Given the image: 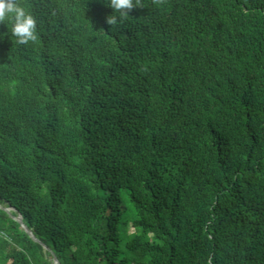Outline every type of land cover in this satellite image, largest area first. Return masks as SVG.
Wrapping results in <instances>:
<instances>
[{"label":"trees","instance_id":"1","mask_svg":"<svg viewBox=\"0 0 264 264\" xmlns=\"http://www.w3.org/2000/svg\"><path fill=\"white\" fill-rule=\"evenodd\" d=\"M18 3L0 206L59 264H264V0ZM0 264H53L2 210Z\"/></svg>","mask_w":264,"mask_h":264},{"label":"clouds","instance_id":"2","mask_svg":"<svg viewBox=\"0 0 264 264\" xmlns=\"http://www.w3.org/2000/svg\"><path fill=\"white\" fill-rule=\"evenodd\" d=\"M138 0H105L112 14L107 16L106 22L112 27L121 23L122 18L137 7ZM11 23V35L15 37L18 45H26L37 39V18L18 3V0H0V23Z\"/></svg>","mask_w":264,"mask_h":264},{"label":"water","instance_id":"3","mask_svg":"<svg viewBox=\"0 0 264 264\" xmlns=\"http://www.w3.org/2000/svg\"><path fill=\"white\" fill-rule=\"evenodd\" d=\"M0 210L4 211L5 213H7V215L12 219L14 220L15 222H17L19 224V226L22 228V230L26 233V235L34 242L40 244L43 249L51 256V259H52V263L53 264H59L58 263V260L57 258L54 256V254L51 252V250L46 247L45 245H43L40 241H38L31 233V231L23 224L22 222V219L21 217L18 215V216H13L10 211L11 209H7V208H4L2 206H0Z\"/></svg>","mask_w":264,"mask_h":264}]
</instances>
